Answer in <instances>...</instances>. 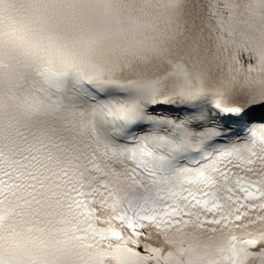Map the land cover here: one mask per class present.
<instances>
[{
  "label": "snow or ice",
  "instance_id": "6c2138e0",
  "mask_svg": "<svg viewBox=\"0 0 264 264\" xmlns=\"http://www.w3.org/2000/svg\"><path fill=\"white\" fill-rule=\"evenodd\" d=\"M0 264H264V0H0Z\"/></svg>",
  "mask_w": 264,
  "mask_h": 264
}]
</instances>
